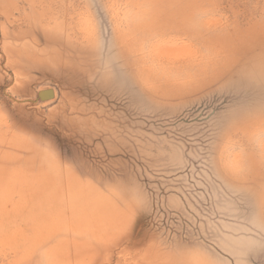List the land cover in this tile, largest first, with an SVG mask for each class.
Wrapping results in <instances>:
<instances>
[{
    "label": "rangeland",
    "instance_id": "1",
    "mask_svg": "<svg viewBox=\"0 0 264 264\" xmlns=\"http://www.w3.org/2000/svg\"><path fill=\"white\" fill-rule=\"evenodd\" d=\"M0 264H264V0H0Z\"/></svg>",
    "mask_w": 264,
    "mask_h": 264
},
{
    "label": "snow or ice",
    "instance_id": "2",
    "mask_svg": "<svg viewBox=\"0 0 264 264\" xmlns=\"http://www.w3.org/2000/svg\"><path fill=\"white\" fill-rule=\"evenodd\" d=\"M134 103L137 104V106L143 105L145 107H150L151 102L147 98H139L134 101ZM216 130V127L214 126L213 129L205 128L203 131L200 133L202 136L205 137V139L211 137L213 135V131ZM192 135V133L186 132V136Z\"/></svg>",
    "mask_w": 264,
    "mask_h": 264
},
{
    "label": "water",
    "instance_id": "3",
    "mask_svg": "<svg viewBox=\"0 0 264 264\" xmlns=\"http://www.w3.org/2000/svg\"><path fill=\"white\" fill-rule=\"evenodd\" d=\"M41 96L43 98H51L54 96V90L53 89L43 90L41 91Z\"/></svg>",
    "mask_w": 264,
    "mask_h": 264
}]
</instances>
